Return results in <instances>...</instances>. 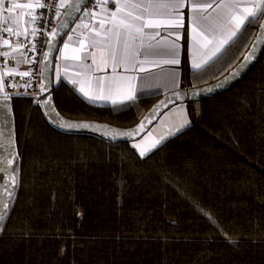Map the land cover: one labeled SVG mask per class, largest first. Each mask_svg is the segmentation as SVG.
<instances>
[{
	"label": "trees",
	"instance_id": "obj_1",
	"mask_svg": "<svg viewBox=\"0 0 264 264\" xmlns=\"http://www.w3.org/2000/svg\"><path fill=\"white\" fill-rule=\"evenodd\" d=\"M258 23L202 69L184 71L180 88L226 75ZM160 97L94 105L64 81L53 92L65 118L119 128ZM9 103L19 185L0 264H264V51L232 88L186 103L190 126L146 161L131 143L59 131L27 97Z\"/></svg>",
	"mask_w": 264,
	"mask_h": 264
},
{
	"label": "snow or ice",
	"instance_id": "obj_2",
	"mask_svg": "<svg viewBox=\"0 0 264 264\" xmlns=\"http://www.w3.org/2000/svg\"><path fill=\"white\" fill-rule=\"evenodd\" d=\"M110 4L115 5V10L110 11L108 6ZM189 7L184 0H160V2H153V0H147L146 3H137L133 0H94L91 8L84 6V0H26V2H19V0H0V47L7 46L11 51H0V57L4 58V66L0 69V108L11 111L10 101L14 96L18 95H30L27 91L31 89L32 78L34 76L31 65L40 63L47 65L49 61V51L43 52L41 59H37V47L36 39L39 35L47 37L46 43L49 48L53 47V41L59 34V28L68 27L67 20H61L57 27H52L51 31H48V25L51 23L46 18L44 12L38 11L39 9L54 10L55 17H61V10L65 9L63 16L69 17L72 13L82 12L80 17L81 24L89 32H95L96 37H100L103 33L104 47L100 48V58L97 59V48L101 43L100 40L95 38H89V44L85 46V41L82 39L79 41V48L74 51L77 53L72 57L64 56V49L69 47V42L72 41V35H68V40L64 43V48L60 49L61 57L66 59H73L79 61L78 67L83 70V74L88 80V90H85L83 86L77 89V91L90 103H94L97 100L111 99L113 105L122 106L126 102H133L138 97L136 95L141 89L137 88L135 80L137 77L132 75L127 76H98L94 77L95 85H93V76L90 75L95 72H103L111 65L112 72L115 73L117 68H123L125 72H137L143 73L149 69L145 67V64H151L153 67L158 66L159 63L176 65L179 64V60L176 59L178 45L174 42H169L168 35L173 33H167L162 35L160 29L172 27H182L183 25V12L182 9ZM99 9V13L95 9ZM212 9V12L208 13V10ZM19 10V11H17ZM190 11L193 13L191 17V23L194 26L193 31L197 28L200 31L196 32V44L198 45L197 51L199 52V59L192 61V68L194 70H200L215 57L226 50V46H230L231 43L241 37L245 31L249 30L250 26L258 23V29L256 30V40L253 42L251 49L247 51L241 61V67L250 64L255 59V53L260 44L264 43V20H261V16L264 15V0H211V2H193L190 5ZM208 13V14H205ZM90 17L95 20L98 17L100 29L96 30L90 27L88 23H84V18ZM44 21V26L40 27L39 22ZM111 24V27L105 28V23ZM77 24V28L81 26ZM145 29L155 30L153 33L145 32ZM72 32H76V28L72 29ZM6 34V35H5ZM176 39H180L179 33H174ZM161 37L160 40H156V37ZM16 39V43L13 45L12 40ZM21 38H23L21 40ZM156 40L155 43H152ZM139 41V43H137ZM122 42L123 50L118 55L117 45ZM91 49V50H89ZM203 50V51H201ZM79 53H84L83 56ZM159 55L166 56L168 58L162 61H148L138 60L139 55ZM91 58V64L83 63V61ZM16 63L17 67L9 68L7 64L9 60ZM30 65L26 71H19V65ZM139 64V67L136 65ZM57 77L60 79V65L57 64ZM77 75H81V72H77ZM239 70H234L229 73V76H237ZM19 76L23 81L24 77H28L27 82H17L15 77ZM36 76L38 93H31L34 95V103L40 105L44 109V114L53 118L54 110L51 108L50 97H45L44 93L47 90V85L42 81L44 79V73L41 69ZM11 78V79H9ZM142 79V77H141ZM7 81V83H6ZM69 83L75 85V80H69ZM227 82V77L225 78ZM168 83L176 89H179V82L176 78V74L173 73L168 78ZM159 86V85H157ZM6 88L18 89L24 88L23 93L18 91L8 92ZM210 90V89H209ZM194 95L196 93H193ZM114 95H119L121 99H114ZM41 97H44L41 99ZM181 98V92L175 91L173 96L169 97L167 101H160L155 108L159 109L161 105L165 107L168 104L174 106ZM175 110L182 113V123L178 127L169 130L167 136H161L150 147L141 148V144L146 137H142L140 143L134 142L132 147L139 153V159L146 161L154 153L160 145L167 141L172 136L181 134L187 127L190 126V121L187 118L185 110L182 106L175 107ZM164 113H154V116L158 119L160 115ZM149 123H151V117H146ZM57 126L60 128H83L91 129L94 127L102 128V135L105 138L112 141H116L122 138L135 139L145 131L147 125L145 121H141L140 124L130 130H118L116 128H109L108 126H94L88 123H72L64 121L56 116ZM151 133H149L150 135ZM4 136V132L0 131V137ZM11 146V145H10ZM4 148L2 141H0V150ZM11 158H0V173L11 170L12 175L10 179L5 180L3 184L4 191L7 193V198L0 200V233H2L7 227L8 214L11 210L10 203L8 201L14 200V193L19 185V167L17 165L18 153L16 155L8 154ZM201 211H203L201 209ZM209 221L217 225L216 221L208 214L205 213ZM235 244V241H228ZM63 255V252L61 253Z\"/></svg>",
	"mask_w": 264,
	"mask_h": 264
},
{
	"label": "crops",
	"instance_id": "obj_3",
	"mask_svg": "<svg viewBox=\"0 0 264 264\" xmlns=\"http://www.w3.org/2000/svg\"><path fill=\"white\" fill-rule=\"evenodd\" d=\"M19 2H26V0H19ZM133 2L137 3H146L147 0H133ZM153 2H160V0H153ZM184 2L189 5V7H186L185 9H182L181 11L183 12V25L182 27H172V28H161L160 31L162 35H166L167 33H173V35H168L167 39L169 42H174L178 45L177 48V56L176 59L179 60V64L176 65H171V64H163L159 63L158 66L153 67L151 64H145V67L148 68L149 70L143 73H137V72H125L123 68L118 67L116 72L113 73L111 69V65L107 69H105L103 72H95L90 75L93 76V85H95V79L94 77L98 76H127V75H132L137 77V79L134 81L137 88H140L141 90L136 93L137 97H143V96H149V95H164L169 92H173L176 90H180V83H181V78L186 70H192L195 71L192 68V61L194 59H199V52L197 51L198 45L196 44V32L200 31L199 28L196 29V31H193V25L191 23V17L193 13L190 11V5L193 2H199V3H204V2H211V0H184ZM216 2H219V0H216ZM110 11L115 10V5L110 4L108 6ZM99 13V9H95ZM19 11V10H17ZM208 13H212L215 15L214 12H212V9L208 10ZM205 13V14H208ZM102 17H98L97 19L93 20L90 18L89 21L85 22L90 25V27L95 28L96 30L100 29L99 25V19ZM111 27V24L106 22L105 23V28ZM76 28V32H72V29ZM145 32L147 33H153L155 30L153 29H145ZM174 33H179L180 39H176V36ZM72 35L73 39L71 42H69V47L67 49H64V56L65 57H72L76 55L77 53L74 51L75 49L79 48V41L84 40L85 41V46L89 44V38H95L97 40H100L101 43L98 45L97 48V59L99 60L100 58V48L104 47V39H103V33H101L100 37L95 36V32H89L88 29H85L83 27V24L79 28H77V24L72 26L71 29L68 31V33L64 36L58 53L56 55V61H55V67H54V85L57 82L64 81L67 84L70 85V87L82 98H84L78 91L77 89L83 86L85 90H88V80L87 77L83 74V70L78 67V64L80 63L79 61L73 60V59H66L64 57H61V52L60 49L64 48V43L66 40H68V35ZM6 35V34H5ZM23 38H21L22 40ZM161 37H156V40H160ZM156 40H153L152 43H155ZM12 44L14 45L17 41L15 38L11 41ZM139 43V41H137ZM0 44H2V41H0ZM227 47V46H226ZM11 51V49L7 48V46L0 47V51ZM91 50V49H89ZM123 50V44L122 42L117 45V52L118 55L122 52ZM203 51V50H201ZM79 55L83 56L84 53H79ZM168 57L166 56H159V55H148L145 57L144 55H139L137 57L138 60H148V61H162L163 59H166ZM216 58V57H215ZM214 58V59H215ZM182 59H185V63L182 64ZM213 59V60H214ZM11 62V66L9 68L17 67L16 63L12 61L11 59L9 60ZM211 62V61H210ZM209 62V63H210ZM83 63L86 64H91V58L89 57L87 60L83 61ZM208 63V64H209ZM60 65V79L57 77V67L56 65ZM139 67V64L136 65ZM206 66V65H205ZM204 66V67H205ZM1 69V68H0ZM19 71H26L27 70V65L25 64H20L19 65ZM77 72H81V75H77ZM175 73L176 78L178 79L179 82V89L173 88L169 83H168V78L171 76V74ZM142 77V79H141ZM69 80H75L76 84L73 85L69 83ZM159 85V86H157ZM114 99H121L119 95H114ZM85 99V98H84ZM86 100V99H85ZM88 103H90L88 100H86ZM94 105H112V100L107 99V100H97L94 103H91ZM182 106L185 110L186 113V107L185 104H179L168 110L166 113L163 115H169L163 120V122L156 123L150 130L147 132V134L144 136L146 139L143 140V143L141 144V148L145 147H150L152 143H154L157 139H159L161 136H167L169 130L174 129L175 127H178L180 123H182V113H179L178 111L175 110V107ZM169 111H171L169 114H167ZM163 115L161 117H163ZM161 123V124H159ZM159 126H158V125ZM149 133H151L149 135ZM142 138V137H141ZM138 140L137 143H140L141 141ZM133 143H131L132 145ZM136 150V149H135ZM137 154L139 155L138 151L136 150Z\"/></svg>",
	"mask_w": 264,
	"mask_h": 264
},
{
	"label": "water",
	"instance_id": "obj_4",
	"mask_svg": "<svg viewBox=\"0 0 264 264\" xmlns=\"http://www.w3.org/2000/svg\"><path fill=\"white\" fill-rule=\"evenodd\" d=\"M86 0H84L85 3ZM64 11H66L64 9ZM63 11V12H64ZM63 12L61 17L57 20L56 24L54 27H57L60 23L61 20H67L68 27L66 28H59V34L56 36L55 40L53 41V47L49 48L47 43L45 46V51H49V61L47 65H42L41 69L43 70L44 73V79L43 83L47 85V90L44 93L45 97H50L51 101V108L54 110V115L52 119H49L48 116L44 114V109L41 108L45 118L48 120V122L54 126L56 129H58L61 132L64 133H84V134H92L95 135L99 138H102L106 141L112 142V143H132L134 141L139 140L141 137H143L149 130L158 122V120L161 118L162 115L159 116L157 119L154 116V113H159L163 112L166 113L168 110L174 107L172 104H168L167 107L164 105H161L159 109L155 108L156 105L159 104L160 101H167L169 97L173 96V92H169L167 94L162 95L149 109L148 111L143 115V117L133 126L128 127V128H119L115 127L112 125H109L107 123H101V122H95V121H87V120H71L68 118H65L62 116L58 110L55 107L54 101H53V92L55 89L54 85V67H55V61H56V55L58 53L60 44L64 38V36L68 33V31L71 29L73 26V23L77 16L79 15L80 12H73L71 16L65 17L63 16ZM261 20H264V15L262 16ZM258 29V27H257ZM256 40V33L254 35V38L244 53V55L247 53L249 49H251L253 42ZM264 51V43L260 44L256 53H255V59L250 63L247 64L244 67H241V61L244 57L240 59V61L237 63V65L231 69L226 75H224L222 78L201 86V87H196V88H189V89H180L176 91L181 92V98L177 102V105L179 104H186L189 102H194V101H200V100H205V99H210L212 97H215L219 94H222L223 92L229 90L232 88L234 85H236L240 80H242L247 73L251 70V68L255 65V63L259 60L261 57L262 53ZM234 70H239V74L237 76H229V73L233 72ZM227 77V82H225V78ZM210 89V90H209ZM193 93H196L195 95ZM44 97H42L43 99ZM56 116L59 117V119L64 120V121H69L72 123H88L94 126H108L109 128H116L118 130H130L136 128L141 121H145L147 128L145 129L144 132H142L140 135L136 136L135 139H129V138H122L118 139L116 141H112L110 139L105 138L104 135H102V128H91V129H83V128H73V129H67V128H60L57 126V121H56ZM146 117H151V123H149L147 120H145ZM0 131L4 132V136L0 137V141H2L4 148L0 150V158H11L8 154L11 153L12 155H15V150H14V131H13V119L11 113L7 109L0 108ZM11 145V146H10ZM12 175L11 170L9 169L7 172L0 173V200H4L7 198V193L4 191L3 184L5 180L10 179V176ZM16 191V190H15ZM9 203L11 201H8Z\"/></svg>",
	"mask_w": 264,
	"mask_h": 264
},
{
	"label": "built area",
	"instance_id": "obj_5",
	"mask_svg": "<svg viewBox=\"0 0 264 264\" xmlns=\"http://www.w3.org/2000/svg\"><path fill=\"white\" fill-rule=\"evenodd\" d=\"M94 3V0H86L85 3H84V6L85 7H88V8H91L92 5ZM38 11L40 12H44L45 15H46V18L49 19L51 21V23H49L48 25V31L50 32L51 31V28L55 26L57 20L59 18H54L55 17V12L54 10H48V9H39ZM64 11V9L61 10V13ZM82 16V12L79 13V15L77 16V18L75 19L74 23H73V26L76 25V24H81V21H80V17ZM90 20V17H85L84 18V23L89 21ZM39 26L40 27H43L44 26V21H40L39 22ZM46 40H47V37L44 36V35H39L38 38L36 39L35 43H36V47H37V59H41L42 56H43V52L45 50V46H46ZM4 66V58L3 57H0V68L2 69V67ZM11 66V62L9 61L8 64H7V67H10ZM30 65H27V69ZM41 66L42 64L40 63H37L35 65H31L32 69H33V73H34V76L32 78V88L31 89H28L27 91L30 93V95H18V96H14V97H19V96H22V97H27L31 100V104L32 106H40L39 104L37 103H34V95H32L31 93H38L39 92V89L37 87V80H38V77L36 76V74L41 70ZM11 79V78H9ZM15 81L17 82H20V83H23V82H27L29 80L28 77H24L23 78V81L21 80V78L19 76H16L15 78ZM7 83V81H6ZM6 90L8 92H13V91H18V92H21L23 93L25 91L24 88H18V89H12V88H6ZM42 99V97H41Z\"/></svg>",
	"mask_w": 264,
	"mask_h": 264
},
{
	"label": "rangeland",
	"instance_id": "obj_6",
	"mask_svg": "<svg viewBox=\"0 0 264 264\" xmlns=\"http://www.w3.org/2000/svg\"><path fill=\"white\" fill-rule=\"evenodd\" d=\"M170 112H171V111H169L167 114H169ZM167 116H169V115H163V117H161V118L159 119V120H160L159 122H163V120H165V118H166ZM157 123H158V122H157ZM159 124H161V123H159ZM157 125H158V124H157ZM158 126H159V125H158ZM146 134H147V133H146ZM146 134H145V135H146ZM145 135H144V136H145ZM144 136H143V137H144ZM139 140H140V139H139ZM134 142L137 143L138 140H137V141H134ZM134 142H132V143H134Z\"/></svg>",
	"mask_w": 264,
	"mask_h": 264
}]
</instances>
